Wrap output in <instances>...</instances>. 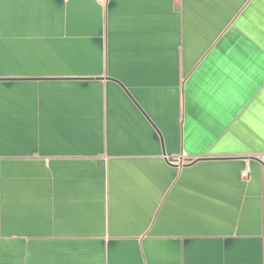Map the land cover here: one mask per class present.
Segmentation results:
<instances>
[{"label": "crops", "instance_id": "1", "mask_svg": "<svg viewBox=\"0 0 264 264\" xmlns=\"http://www.w3.org/2000/svg\"><path fill=\"white\" fill-rule=\"evenodd\" d=\"M264 0H0V264H264Z\"/></svg>", "mask_w": 264, "mask_h": 264}, {"label": "built area", "instance_id": "2", "mask_svg": "<svg viewBox=\"0 0 264 264\" xmlns=\"http://www.w3.org/2000/svg\"><path fill=\"white\" fill-rule=\"evenodd\" d=\"M264 165V153L256 156Z\"/></svg>", "mask_w": 264, "mask_h": 264}]
</instances>
